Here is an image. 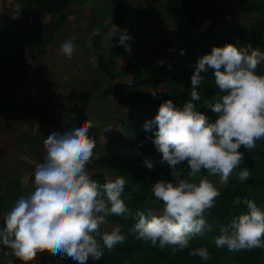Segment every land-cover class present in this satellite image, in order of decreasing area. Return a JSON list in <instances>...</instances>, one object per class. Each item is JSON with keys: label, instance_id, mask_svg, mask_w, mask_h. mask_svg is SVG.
I'll return each mask as SVG.
<instances>
[{"label": "clouds", "instance_id": "obj_1", "mask_svg": "<svg viewBox=\"0 0 264 264\" xmlns=\"http://www.w3.org/2000/svg\"><path fill=\"white\" fill-rule=\"evenodd\" d=\"M108 34L119 36V45L129 49L127 29L112 24ZM74 39L60 45L61 55L72 58ZM250 48L231 43L213 47L199 59L191 76V99L182 106L171 99L163 102L155 117L146 122V130L156 126L153 143L162 154L161 162L171 169L172 179H159L151 185V192L162 204L158 212L129 207L122 199L123 177L106 178L102 184L92 178L88 165L96 142L90 122L47 135L43 141L46 155L35 166L34 190L15 200L0 225V244L7 249L4 255L15 258L7 264L17 260L33 264L45 251L76 264L100 261L105 248L111 251L126 240L119 227L101 232L107 217L113 215L134 220L131 232L137 240L161 250L171 247L173 256L188 249L194 237L211 232L207 214L221 193L209 177L219 176L220 184L226 185L244 161L241 147L252 151L256 141L264 139V74L257 71L264 52L255 48L249 54ZM209 70L218 91L204 105L216 114L214 120L194 103L201 100L197 89L205 79L202 73ZM110 131L111 125L105 129ZM144 164L153 168L148 159ZM182 164L187 165L186 174ZM249 178L245 167L238 179ZM241 202L247 212L219 225L214 244L229 251L264 250V210L254 199L238 198L237 203ZM189 255L210 259L207 246L192 248Z\"/></svg>", "mask_w": 264, "mask_h": 264}, {"label": "crops", "instance_id": "obj_2", "mask_svg": "<svg viewBox=\"0 0 264 264\" xmlns=\"http://www.w3.org/2000/svg\"><path fill=\"white\" fill-rule=\"evenodd\" d=\"M166 3L167 0H72L67 9L48 14L36 7L22 8L21 0L0 2V177L4 172L7 177L3 185L20 178L25 188L23 162L33 166L42 163L46 136L69 129L67 118L57 111L58 105L65 109L83 101V81L91 73L95 80L99 71L104 74L99 55L113 56L116 62L111 73L100 77L101 86L107 89L110 84H118L111 83V76L122 72L119 65L132 60V70L136 72L141 61L180 50L176 41L179 32L198 36L190 13L183 7L168 10ZM51 23L54 30L49 35L44 29ZM112 24L127 29L131 36L128 50L119 45V36L112 38L108 34ZM208 25L212 27V21ZM99 33L101 47H95ZM71 37H75V52L69 59L61 55L60 45ZM18 43L23 46L21 54L17 53ZM21 72L25 73L19 76ZM124 75L117 82H129L131 72ZM1 246L0 264L15 260L5 256L7 249ZM15 264L22 262L17 260Z\"/></svg>", "mask_w": 264, "mask_h": 264}, {"label": "trees", "instance_id": "obj_3", "mask_svg": "<svg viewBox=\"0 0 264 264\" xmlns=\"http://www.w3.org/2000/svg\"><path fill=\"white\" fill-rule=\"evenodd\" d=\"M21 2L22 8L36 7L44 13L55 14L67 9L72 0H21ZM179 7L185 8L190 13V22L195 26L200 13V0H167L166 8L168 10H175ZM240 7L250 13L257 11L264 18V0H241ZM53 30L54 24L51 23L44 29V32L52 35ZM239 37L237 30L232 24L229 26V23L225 31L217 32L212 26L200 36L189 31L179 32L178 46L183 51L180 56L181 70H172L167 65H161L159 69L163 73L162 77H150L142 81L144 84H162L161 89H153L147 94L137 90L129 92L128 100L130 102L150 104L149 113L137 116L124 124L130 149L122 152L100 153L94 159L96 169L91 174L92 178L102 184L106 182L107 178L105 169L113 170L114 177L112 179L121 176L126 180L122 199L129 207L133 210L151 208L154 212H158L162 204L151 192V185L159 179H172L171 169L166 162H161L162 154L156 150L153 143L156 126L146 130L145 124L155 117L163 102L171 99L177 106H182L185 101L190 100L191 76L198 66L199 59L210 54L213 47H223L229 43L245 48L238 44ZM250 40L255 48L262 49L261 32L258 28L254 30ZM94 45L101 47V33L95 36ZM98 61L104 74H109L115 69L116 63L113 56L106 58L99 55ZM133 65L132 60H129L123 67V73L128 75ZM202 75L205 79L197 89L201 94V100L194 103L198 110L214 120L216 114L205 107L204 101L210 100L218 89L215 87V78L211 70L202 73ZM127 86V83L110 84L102 94L108 98L121 97ZM153 91L156 92L155 96L152 94ZM90 92L88 91V93ZM240 151L244 153V161L239 168L243 170L246 167L250 172V178L246 181L233 179L229 182L230 184L219 189L221 194L216 199L215 207L207 214L208 222L213 225V230L194 237L188 249L177 251L173 256L171 247L161 250L158 245L152 246L142 240H137L131 232L135 221L113 215L107 217V220L111 225L121 229V234L126 236L125 242L116 245L111 251L105 248L104 256L100 261L90 259L87 264H260V257L264 250L229 251L227 247L218 249L214 244V238L219 234V225L247 212L246 205L242 202L237 203L238 198L240 201L245 197L254 199L257 205L264 210V195H257L261 191L264 192V139L257 140L256 148L252 151H248L243 146ZM145 159L153 163L152 169L144 164ZM180 168L186 174L187 165L182 164ZM21 195H25V188L20 178L9 181L6 186L0 184V222H3L4 214L10 210L15 200ZM103 231L101 228V232ZM202 246L209 248L210 259L208 261H203L198 256L189 255L192 248ZM73 262L70 258L62 259L58 255H52L47 264H71Z\"/></svg>", "mask_w": 264, "mask_h": 264}, {"label": "rangeland", "instance_id": "obj_4", "mask_svg": "<svg viewBox=\"0 0 264 264\" xmlns=\"http://www.w3.org/2000/svg\"><path fill=\"white\" fill-rule=\"evenodd\" d=\"M241 0H203L202 7L200 8V13L198 16L197 24L195 25V33L198 36L202 35L209 28L208 22L212 21V26L214 29L219 31H225L229 26H232L237 30L240 45L245 48L251 45V49H255L250 38L254 33V30L258 28L261 32V39L263 47L259 48L261 52H264V18L263 15L257 11L248 12L246 9L240 7ZM4 2V0H0ZM207 22V25H204ZM178 42V40H176ZM33 42L31 41V44ZM19 44L17 48V53H23V46ZM30 48V47H29ZM180 48V47H179ZM182 49L172 52L169 50L165 55H155L154 57L148 58V60L141 61V68L136 72L131 68V76H129V82L127 87L124 89V93L121 97H105L103 92L106 90V86H101L100 83L101 76H104L100 71L97 73V80L94 79L93 73L89 74L88 78L83 81L81 86V95L84 97L87 95L89 98H82L83 101H77L74 105H68L64 109L61 105H58V113L62 115L63 118H67L66 126L70 128L72 125L80 126L83 123L90 122L93 127L90 129V134L93 136L96 142V147L94 148L93 158H96L100 153H111V152H122L130 149V145L127 141V130L125 129V123L132 121L133 118L137 116L148 115L150 104L130 102L128 100V94L132 90H137L142 93H150L153 89H161L162 84H144L143 80L150 77H162L163 73L160 71L159 67L161 65H167L172 70H181L182 62L180 61V56ZM145 57L141 56V59ZM116 63V62H115ZM126 65H119L122 67V72H113L111 76V83L117 82L123 73V67ZM257 71L260 74H264V62L258 66ZM25 72L19 73L22 76ZM126 75V74H125ZM124 75V76H125ZM88 91H91L88 93ZM78 100V98H77ZM73 109V110H69ZM63 123V122H62ZM111 125L112 131L105 132L107 126ZM66 130V129H65ZM148 157L147 155L145 156ZM92 158V163L88 165L89 173H94L95 166L94 160ZM31 162H23L22 174L25 181V195L29 194L34 190V172L35 166ZM240 169V168H239ZM235 169L230 176L229 182L233 179L238 180V175L241 169ZM105 174L107 178L114 177L113 170L106 168ZM206 175V173H202ZM0 184L5 183L6 175L5 172L1 174ZM4 176V177H3ZM210 180L215 184L218 189L230 184L229 182L224 185L220 184L219 176L209 177ZM3 185V184H2ZM3 186H6L4 184ZM257 195H264V192H260ZM2 221L0 225H2ZM115 226L111 225L109 222L106 225H102L101 228L104 231H111ZM2 250H3V246ZM7 250H4V252ZM52 256L51 253L45 251L38 254L35 259L36 264L48 263L49 258ZM260 264H264V252L261 254ZM71 264H76L73 262ZM238 264V263H233Z\"/></svg>", "mask_w": 264, "mask_h": 264}]
</instances>
